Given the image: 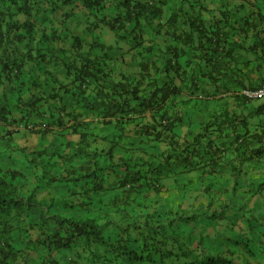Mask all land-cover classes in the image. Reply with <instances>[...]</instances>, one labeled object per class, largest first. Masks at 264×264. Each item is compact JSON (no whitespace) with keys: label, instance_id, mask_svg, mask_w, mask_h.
<instances>
[{"label":"trees","instance_id":"16d2710c","mask_svg":"<svg viewBox=\"0 0 264 264\" xmlns=\"http://www.w3.org/2000/svg\"><path fill=\"white\" fill-rule=\"evenodd\" d=\"M186 1L180 0V5L168 18V32L174 41H179L182 35L181 41L192 42L190 46L200 53L203 61H208L209 50L220 58V49L224 55H231L233 48L222 44L226 35L220 23L229 25L226 10L221 11L216 26L206 24L201 18L189 17L187 36L177 33L174 28L177 20L188 17ZM68 2L0 0V83L20 79L26 65L29 70L45 71L46 62L51 59L46 61L41 56L47 53L32 56L22 53L20 48L55 47L56 36L48 35L41 20H37L41 15L39 11L52 14ZM82 2L85 7L103 14L102 18L114 28L117 39L134 40L136 46L143 35L142 20L160 17L165 4V0ZM82 41L77 38L72 46H85ZM246 47L254 56L260 53L259 57L264 58V53L256 50V44ZM166 53L169 57L154 72L141 66V77L136 83L114 82L111 76L108 78L110 72L106 66L111 57L107 53L100 57L88 56L78 66H65V75L71 73V80H77L80 90L92 85L99 91L109 84V92L116 94L117 99L103 117L109 119L107 123L115 122L119 130L108 139L106 150L86 149L90 158L68 177L53 174L43 163L31 190H24L27 175L23 171L0 169V264H235L239 261L240 264H264V218L257 215L258 210L248 207L249 200L264 190V179L258 185L239 189L244 165L264 156V136L261 133L248 136L247 132L238 130L228 142H220L226 135L222 129L229 120H236L237 115L224 109L202 123L191 140L160 155L162 163L180 167L181 174L195 170L221 174L219 168L230 166L221 176L230 179L229 188L207 194L200 208L187 212L173 209L163 206L159 197L150 202L149 192L159 195L165 185L166 177L157 169L159 160H149L143 165L134 163V171H130L129 165L127 171L121 168L126 164L123 154L127 151L125 145L121 146V140L127 123H131L136 113H151L155 124L145 130L139 126L137 131L140 133L143 129L153 141L163 140L165 134H174L181 122L179 115L171 117L167 112L172 105L170 98L180 90L174 80H182L187 73L180 61L184 51L174 44L166 48ZM159 73L168 79L160 82ZM192 84V93L197 92L198 84ZM258 86L243 85L235 90L236 95L251 101L240 90ZM250 138H255V143ZM80 139L85 141L81 131ZM115 152L121 153L117 158L123 164L112 162ZM227 155L231 158L226 161ZM109 176L114 179L112 184ZM114 191L121 195L117 193L111 198L109 195ZM118 197L120 203H114ZM130 203L137 206L131 208ZM237 220L242 221L241 225Z\"/></svg>","mask_w":264,"mask_h":264},{"label":"crops","instance_id":"0c3cea01","mask_svg":"<svg viewBox=\"0 0 264 264\" xmlns=\"http://www.w3.org/2000/svg\"><path fill=\"white\" fill-rule=\"evenodd\" d=\"M179 1L165 0L160 17L142 20L143 35L137 46L134 40L117 39L114 28L102 18L103 14L85 7L82 0H69V4L52 14L40 10L37 20H41L48 35L56 36L55 47H21L22 53H31L32 56L39 52L47 53L41 56L46 61L51 59L46 62L45 71L29 70L26 65L25 74L20 79L0 83V169L23 171L27 175L24 190H31L42 172L43 163L54 171L53 174L66 177L75 168H82L80 166L90 158L86 149L106 150L108 139L119 130L115 122L107 123L109 119L103 117L117 95L109 92V84L99 91L92 85L87 90H80L77 80H71L72 74L65 75V66H78L88 56L100 57L107 53L111 57L106 66L110 72L108 78L111 76L114 82L130 80L136 83L141 77V66L151 73L159 69L169 57L166 48L175 44L184 51L180 61L187 73L182 80H174L180 90L170 98L172 105L167 113L171 117L179 115L181 122L175 127L174 134H165L163 140L153 141L143 129L140 133L137 131L139 126L145 130L155 124L151 113H136L133 121L127 123L121 140V146L125 145L127 149L123 154L126 164L118 160L120 152H115L112 162L119 161L124 171H127L128 165L129 170L134 171V163L143 165L149 160H159L157 169L163 171L165 185L159 195L149 192L148 195L152 196L150 202L159 197L163 206L174 202L170 207L181 211L200 208L207 194L229 188L230 179L221 177L222 172L230 169L229 165L219 168L221 174L205 173L203 170L181 174L180 167L162 163L160 155L191 140L202 123L215 118L224 109L238 118L229 120L231 124L222 129L226 135L220 142H228L238 130L247 132L248 136H259L260 133L264 136V98L246 101L235 91L243 85L258 86L264 81V58L259 57L260 53L254 56L246 47L256 44V50L264 53V2L187 0L185 12L188 17L177 20L173 26L177 33L187 34L191 21L189 17L201 18L206 24L216 26L222 10L229 14V25H220L226 35L222 44L233 48L231 55H224L220 49V58L216 52L209 50L208 61H203L205 59L200 58V53L190 46L192 42H182V35L178 37L179 41H174L168 32V18L180 5ZM260 6L262 9H259ZM77 38L82 39L85 46H72ZM193 43L196 45L195 40ZM159 77L160 82L168 79L163 73H159ZM195 82L199 90L192 93L190 85H195ZM26 125H31V128H25ZM80 131L85 141H81ZM217 134L215 132L214 136L217 137ZM250 140L255 143V138ZM230 158L227 155L226 161ZM263 179L264 156L244 165L239 189L258 185ZM109 180L110 183L114 181L110 176ZM117 193L121 195L114 191L109 196L113 198ZM120 200L118 197L114 203L119 204ZM130 205L131 208L137 206L134 203ZM248 207L258 210L257 215L264 218V190L249 200ZM237 223L241 225L242 221L237 220ZM208 231L212 233L211 228Z\"/></svg>","mask_w":264,"mask_h":264},{"label":"built area","instance_id":"2783aa9c","mask_svg":"<svg viewBox=\"0 0 264 264\" xmlns=\"http://www.w3.org/2000/svg\"><path fill=\"white\" fill-rule=\"evenodd\" d=\"M240 93L248 100L264 98V83L258 87H243ZM25 128H31V125H26Z\"/></svg>","mask_w":264,"mask_h":264},{"label":"rangeland","instance_id":"374dc122","mask_svg":"<svg viewBox=\"0 0 264 264\" xmlns=\"http://www.w3.org/2000/svg\"><path fill=\"white\" fill-rule=\"evenodd\" d=\"M173 203H174V202H169L168 205L170 206V205H172ZM240 263H241V261H239V262H235V264H240Z\"/></svg>","mask_w":264,"mask_h":264}]
</instances>
